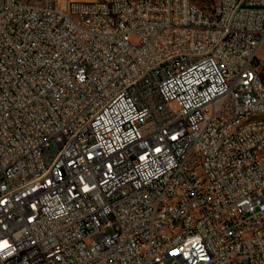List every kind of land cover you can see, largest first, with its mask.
Returning <instances> with one entry per match:
<instances>
[{
    "label": "built area",
    "instance_id": "built-area-1",
    "mask_svg": "<svg viewBox=\"0 0 264 264\" xmlns=\"http://www.w3.org/2000/svg\"><path fill=\"white\" fill-rule=\"evenodd\" d=\"M264 0H0V264H264Z\"/></svg>",
    "mask_w": 264,
    "mask_h": 264
},
{
    "label": "rangeland",
    "instance_id": "rangeland-1",
    "mask_svg": "<svg viewBox=\"0 0 264 264\" xmlns=\"http://www.w3.org/2000/svg\"><path fill=\"white\" fill-rule=\"evenodd\" d=\"M193 1L194 3H196L197 5L199 6H203L205 3L207 2H212L213 0H191ZM259 57L262 59H264V46L260 49L259 51ZM174 260H175V257H170L168 258L164 264H175L174 263Z\"/></svg>",
    "mask_w": 264,
    "mask_h": 264
}]
</instances>
